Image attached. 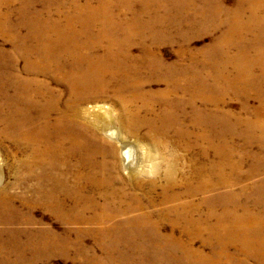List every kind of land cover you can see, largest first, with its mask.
Here are the masks:
<instances>
[{
  "label": "bare ground",
  "instance_id": "1",
  "mask_svg": "<svg viewBox=\"0 0 264 264\" xmlns=\"http://www.w3.org/2000/svg\"><path fill=\"white\" fill-rule=\"evenodd\" d=\"M88 1L81 5L74 0L72 13L64 15L66 24L62 22L65 26L56 30L54 28L52 39L46 42L42 40L43 42H37L35 47L30 46L28 50L24 48L22 52L17 53L24 56L25 71L30 76H50L52 81L56 80L57 84H63L64 93H55L52 88L47 87L43 82H36L34 78L18 80L19 76L13 82L17 85L24 84L25 89H21L22 92H19L18 96L14 95L15 97L12 98L6 90L3 91V87H0V92L3 91L1 98L5 102L0 103V121L6 123V128L1 134L10 136L27 150L28 155L21 166H24L28 175L37 181V183L34 181L36 184L33 187L39 194L38 199L43 210L66 225H90L96 228L113 222L106 219L112 213L113 205L125 204L129 206V209L124 210L125 212L140 211L134 216L139 217L136 221L126 218L123 220L125 225L134 228L129 234L141 233L138 227L150 224L149 226L154 228L153 231L147 230L148 233L174 239L176 236H185L191 240L216 239L225 248L232 246L237 255L236 264H264V212L255 214L250 207L248 212L240 205L239 207L246 211L243 219L234 220L233 225L223 228V198L225 196L230 200L234 198L223 190L237 184V179H233V175L237 172L223 171L224 147L218 140L214 141L220 138L218 137L221 118L219 108L224 84L228 81L234 84L240 81L251 84L264 82V49L258 47L256 51L261 62L256 67L248 63L233 66L228 64L223 67L224 64L195 57L192 59V66L205 72L201 73L197 69L183 66L178 68L176 64H166L160 58H152L153 48L147 46L141 53L139 52V55L132 54L133 34L139 35L140 29L149 26L142 20L147 15V7L140 11L133 10L134 19L127 20L125 17L129 16L132 8L130 4H126L121 7V14L125 15L124 19L117 21L118 16H115L111 0H97L95 7H91ZM143 4L153 6L150 11L156 8L154 4L148 2ZM236 4L243 8L244 12L230 10L231 22L223 21L229 11H224L220 4H209L203 12H198L203 21L207 17L222 16L221 20L217 18L213 28L219 26L221 22L222 24L229 22V26L225 27L227 32L218 40L226 50H229L231 41L238 45L249 42L261 43L262 36L259 34L264 33V18L261 15L264 13V0H237ZM160 22L158 18L156 24ZM248 31L255 32L253 39L248 40L249 38L246 37ZM117 33L122 35L121 39L116 36ZM248 53V50H243L238 54L245 56ZM228 66L234 73L233 78L224 74L222 68ZM253 68L259 69V78L251 74ZM31 85H37L38 89H31ZM151 86L160 87L147 88ZM245 89L246 87H243L242 92ZM100 100L110 101L118 107L120 125L129 129V132L134 133L144 129L145 138L149 140L151 136H155L153 134H159L178 140L177 143L181 144L186 152L195 149L199 158L195 161L194 169L191 172H181V178L177 179L172 156L163 170L164 186L158 185L154 180L145 181L143 177L150 171L148 165L150 163L142 161L141 152L135 146L122 142L120 131L111 123L110 113L107 114L104 107L88 105L82 115L84 105ZM260 102L264 108V98H261ZM35 107L39 109L34 110L36 114L33 117L30 113ZM98 112L105 113L106 119L102 124L98 121ZM253 125L261 124L257 121ZM93 127L100 128L107 138L120 143L122 164L129 175L128 183L133 190L143 192L146 183L149 186L148 194L156 196V188L160 186L162 192L158 194L160 199H156L158 205L139 203L143 201L142 193H117L113 185L117 177H111L112 172H118L117 163L114 162L116 158L114 148L104 143L102 139L96 140L92 133ZM261 127L264 135V127ZM210 149L217 155V160L208 164L207 156ZM236 163L238 164V161ZM236 165L232 167L235 169ZM253 174L249 172L247 177H252ZM241 187L244 190L256 188L251 184ZM0 197L3 199L2 196ZM134 201L139 204V209L132 206ZM102 202H105V205H100ZM259 204L264 207V201ZM87 213H91V216H85ZM124 224L122 225L125 227ZM69 229L65 232L72 233ZM78 232L87 234L88 231L79 229Z\"/></svg>",
  "mask_w": 264,
  "mask_h": 264
},
{
  "label": "rangeland",
  "instance_id": "2",
  "mask_svg": "<svg viewBox=\"0 0 264 264\" xmlns=\"http://www.w3.org/2000/svg\"><path fill=\"white\" fill-rule=\"evenodd\" d=\"M9 2L10 4H8ZM31 2L32 0H12V2L10 0H0V24H2L0 25V68H5V70L0 69V87H3V91L6 90L7 94H10L12 98L18 96V93L25 89L24 84L18 83L17 85L13 82V80H17L18 76V80L34 78L37 80L36 82H43L47 87L52 88L53 92L64 93L63 84H57L56 80L52 81L50 76H30L25 71L24 56L17 53L22 52L24 48L28 50L30 46L31 48L35 47L37 42H43L42 40L46 42L52 39V32L65 26L66 20L64 15L72 13L75 2L74 0H33ZM77 2V4L82 5L87 3V0H77ZM88 2L91 7H95L96 3H98L97 0H89ZM111 2H113L115 16H118L117 21L124 19L123 16L125 17V15L121 14V7L126 4H130L132 8L129 16L126 15L125 17L127 20L134 19L133 10L140 11L147 7V15L142 20L143 23L149 24V26L140 29L142 36L141 34H139L140 36L137 35L138 33L133 34L131 39V51H133V55H139L142 49L147 46L150 49L153 48L152 58H160L166 64H176L178 68L183 66L194 70L197 69L192 66V59L195 57L200 60L206 59L207 61H215L221 65L224 64L223 67L228 64L232 66L238 65L239 63L254 64V67L261 64L260 56L256 54V51H258V47L264 49V33L259 34L262 36V39L260 37L261 43L249 42L245 45H238L231 41L229 43V50L223 49L221 41H218L221 35L227 32L225 27H228L229 22H231L232 15L230 14V10L232 12H244V9L236 4L237 0H111ZM147 2L154 4L155 10L150 11L149 9H153L154 7L143 4ZM214 3L220 4L224 11H229V13L225 14L223 20H229V22L224 24L221 22L219 26L213 28V25L217 22V18L221 20L222 16L207 17L203 21L198 12H203L209 4ZM27 11L29 12L27 13ZM261 15L264 18V13H261ZM158 18L161 22L156 24ZM42 22H45V24ZM50 25L51 27L53 26L52 29ZM49 27L50 29H48ZM208 27L210 29H206ZM254 33L253 31L246 32L248 40L253 39ZM120 35L116 34L121 39L122 35ZM7 36L9 37L7 38ZM141 42H145L144 46ZM243 50H248V55L241 56L238 54ZM237 55H239L238 58ZM222 69L224 70V74L230 78L234 77L231 67L228 66ZM198 71L201 73L205 72L204 70ZM251 74L259 78V69H251ZM263 85L264 82L262 81L252 82V84L244 81L234 84L232 81H228L224 84L220 104L221 109L219 108L221 125L219 123L218 137L220 138H214V141L217 142L218 140V142L223 144L225 156L223 157V171L226 173L237 172L236 175H233V179H237V184L223 190V192L234 196L232 200L228 196L223 198V228L233 225L235 223L234 220L243 219L246 211L240 208V205L245 207L248 212L249 207L255 214H262L264 212V207L259 204L264 201V135L261 127H264V108H262L260 102L261 98H264ZM235 86L236 88H234ZM37 87V85L30 86L31 89H38ZM159 87L151 86L147 88L159 89ZM243 87H246V89L242 92ZM3 91L0 92V103H5L3 98H1L3 97ZM101 101H93L84 105L82 115L88 105L104 107V110H107V114L110 113L112 117L111 123L120 131L122 142L124 141L135 146L141 152L142 161H146L147 164L150 163L148 164L150 165V171L143 177L145 181L154 180L158 185L164 186L163 170L170 162L169 160H171L172 156L173 167H175L176 172L175 177L177 179L181 178V172H191L194 169L195 161L199 158L195 149L186 152L182 145L177 143L178 140L160 136L159 134H153L155 136H151L149 140L145 138L144 129L139 132H129V129H125L120 125L118 107L110 101ZM38 107H35L31 111V116L36 114L34 110L39 109ZM97 114L98 121L102 124L106 119L105 113L98 112ZM257 121H260L261 125H253ZM0 123H2L0 127L3 128H0V196L3 197V199L0 197V264H236L235 257L237 255H235L234 248L232 246L225 248L216 239L191 240L185 236H176L175 239L167 238L159 234L148 233V231H153L154 228L149 226L150 224L139 226L138 228L141 233L129 234L134 228L125 225L123 220L126 218L127 220L136 221L139 217L134 216L139 214L140 211L125 212L124 210L129 209V206L125 204L117 203L113 205L114 209L112 213L106 217V219L113 220V222L105 223L101 225L102 227L92 228L90 225L77 224H67V226L65 223L59 222L58 218H55L53 215L51 216L50 213L43 210L41 201L38 199L39 194L33 187L37 181L32 179L31 175H28L24 166H21L28 155L27 150H24L23 145L21 144L20 146L10 136H3L1 133L5 130L6 123L4 124L3 121H0ZM92 133L95 135L96 140L102 139L104 143L110 144L114 148L116 156L114 162L116 161L117 163L118 172H112L111 177L122 179L118 180L116 178V181L113 183L117 189H115L117 193H142L143 201L139 203L143 205H148L149 203L158 205L159 202L157 203L156 199H160V196H158L162 192L160 186L156 188V196L148 194L149 186L146 183L143 192L133 190L128 183L130 179L129 175L122 164L120 143L107 138L100 128L93 127ZM258 155L260 158H258ZM215 160H217V155L210 149L208 151L207 162L210 164ZM237 161L239 165L236 163ZM152 165L154 168H152ZM233 165H236L235 169L232 167ZM249 172H253L254 176L247 177ZM250 184L256 188L244 190L241 187V185ZM123 186L125 187L123 188ZM231 201L237 203H232ZM243 204H246L248 207ZM100 205H105V202H102ZM132 206L139 209V204L135 201L132 203ZM85 216H91V213H87ZM233 216H235V219H233ZM66 229H69L72 233L65 232ZM79 229L88 232L87 234H80L78 232ZM191 246L193 249H191Z\"/></svg>",
  "mask_w": 264,
  "mask_h": 264
}]
</instances>
